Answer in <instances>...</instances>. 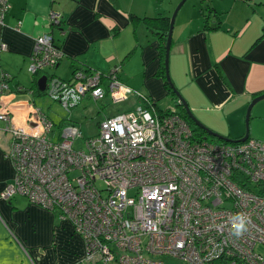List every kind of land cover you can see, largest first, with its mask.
Wrapping results in <instances>:
<instances>
[{
  "label": "built area",
  "instance_id": "obj_1",
  "mask_svg": "<svg viewBox=\"0 0 264 264\" xmlns=\"http://www.w3.org/2000/svg\"><path fill=\"white\" fill-rule=\"evenodd\" d=\"M10 6L0 0V23ZM61 16L53 11L51 23ZM64 55L52 33H43L29 68L47 76L46 94L68 113L58 133L32 101L13 112L18 98L3 91L4 74L0 120L13 137L17 180L3 196L28 195L69 220L86 244L79 264H264V141L199 139L175 106L161 110L123 84L120 65L80 66L69 79L50 73ZM88 96L139 101L104 115L97 133L85 137L72 113ZM239 214L248 218L247 231L235 236Z\"/></svg>",
  "mask_w": 264,
  "mask_h": 264
},
{
  "label": "crops",
  "instance_id": "obj_2",
  "mask_svg": "<svg viewBox=\"0 0 264 264\" xmlns=\"http://www.w3.org/2000/svg\"><path fill=\"white\" fill-rule=\"evenodd\" d=\"M180 1L9 0L10 9L0 23V72L24 85L37 83L25 95L10 93L18 98L11 105L13 112L24 113L28 100L46 112V93L41 95L37 75L29 68L35 41L47 32L54 34L65 53L52 74L69 79L80 66L108 71L120 65L123 84L158 104L165 94L163 80L153 76L161 64L159 37L143 24L135 28L131 14L164 15L171 20ZM53 11L62 14L61 27L54 29L50 27ZM139 31L146 33L144 40L140 41ZM65 56L71 59L68 74L59 71ZM170 75L202 123L221 135L243 137L246 108L264 93V0H186L174 24ZM35 90L40 92L36 95ZM138 101L135 98L128 107L134 108ZM168 107L158 104L161 110ZM5 124L0 120V264L85 261V241L69 220L28 195L3 196L17 180L10 157L13 137ZM258 132L263 137L264 132Z\"/></svg>",
  "mask_w": 264,
  "mask_h": 264
},
{
  "label": "rangeland",
  "instance_id": "obj_3",
  "mask_svg": "<svg viewBox=\"0 0 264 264\" xmlns=\"http://www.w3.org/2000/svg\"><path fill=\"white\" fill-rule=\"evenodd\" d=\"M149 33L151 35H153V33L151 31H149ZM145 35H146L145 32L139 31L140 41L145 39L144 38ZM65 58H66V61H64L60 65L59 71L64 72L65 74H68V66L67 65L71 62V59L67 58L66 56H65ZM26 72H27V75H29L30 71L28 70ZM153 76H155L159 79H162L163 83H164V87H165L164 88L165 94L161 98V100L158 102V104L160 106L170 105V107H174V106L177 107L176 106V99L171 97L172 95H170L168 92V87L165 83L164 76L158 75L156 73ZM31 77H32V74H31ZM37 77H38V75L35 77L36 80H37ZM119 78H120V80L123 81L121 74H120ZM35 79L32 77V81H34ZM45 95L47 97V102L45 104V108H46L45 113L51 119H53L54 122L56 123L55 132L58 133L61 130L62 126H64V124L67 122L65 119L68 116V113H66V111L60 105V103L53 101L48 96V94H45ZM90 99H91V97L88 96L82 102V104L80 105V108H82L80 113L76 114V111L78 108L75 109L72 113V115H73L72 120L81 126V129H82L85 137H90V136L95 135L97 133L99 121L104 117V115L111 114V113H114L116 111H123V110L127 109V107L134 101L135 98L131 97L128 101L123 102V103H119V104H113L112 101L106 102V100L99 101V102H95L93 100L92 102H90V101H88ZM83 103L87 104L86 108H83ZM247 108H248V106H247ZM247 108H246V112H245V123H244L245 129H244V131H246ZM76 118H78V119H76ZM258 131L264 132V99L257 102L253 106L252 111H251V118H250L251 138H259V140L264 141V134H263V137H260L258 134H261V133ZM229 138L238 139V138H232V137H229ZM209 140L221 143L219 138L214 139L213 136H210ZM82 141H83V139L78 141L77 145L80 146ZM166 260H167L168 264H185V263H182V262L175 260V259L167 258Z\"/></svg>",
  "mask_w": 264,
  "mask_h": 264
},
{
  "label": "trees",
  "instance_id": "obj_4",
  "mask_svg": "<svg viewBox=\"0 0 264 264\" xmlns=\"http://www.w3.org/2000/svg\"><path fill=\"white\" fill-rule=\"evenodd\" d=\"M158 1H162V0H158ZM205 1V0H203ZM207 14L206 17H208L210 15V9L209 7H207ZM131 18L133 20V23L136 26H138V24H143L147 30L151 31L153 34L157 35L159 37V41H160V50H161V64L160 67L158 69V74L159 75H163L165 78V83L168 87V92L170 95H172L171 97H173L174 99H176V108L178 109L179 114L185 118L186 121L189 122V124L192 126L193 130L196 133V136L199 139H208L210 138V136H213L214 139L218 138L214 135H211L210 133H208L204 128H202L201 126L197 125V123L190 117V115H188L185 107L178 102V96L176 93L175 88L168 82L167 78H166V69H165V64H164V60H165V53H166V43H167V36H168V32H169V28H170V17L168 16H164V15H158L155 17H151V16H137L134 14H131ZM61 23L62 20L59 21V23H51L50 27H52L53 29L56 27H61ZM213 28H217V27H213ZM116 31L119 30L118 28L115 29ZM116 33V32H114ZM54 37V40L56 42V46L62 50L61 44L60 42H57V39L55 38L54 34H52ZM50 73H52V70L49 71ZM8 73L5 71H1L0 72V81H2V79H4V74ZM9 74V73H8ZM33 75H38L37 81L38 79L42 76L41 72L38 73H33ZM40 76V77H39ZM5 82L8 84L6 90L4 89L3 91L5 93H16L17 95H25L26 93H28V91L31 89L32 92L34 91L35 87L37 86V83L32 86V84H28V85H24V83L18 79H13V77H11V75H9V78L5 80ZM38 91V90H37ZM37 91L35 90V94L37 95ZM40 92V91H38ZM42 92V91H41ZM46 93V90H44L42 92L41 95H44ZM149 98V102H152L155 106L158 107V104L156 102H154V100L151 97ZM220 139V138H219ZM221 142H226L222 139H220ZM230 142H239V141H230Z\"/></svg>",
  "mask_w": 264,
  "mask_h": 264
},
{
  "label": "water",
  "instance_id": "obj_5",
  "mask_svg": "<svg viewBox=\"0 0 264 264\" xmlns=\"http://www.w3.org/2000/svg\"><path fill=\"white\" fill-rule=\"evenodd\" d=\"M186 0H181L180 3L177 5L174 13L171 16V20H170V28H169V32H168V36H167V43H166V53H165V69H166V78L168 80V82L175 88L177 96H178V102L181 103L188 115H190V117L197 123V125L201 126L202 128H204L208 133H210L211 135H214L222 140L225 141H245L250 137V118H251V111L253 106L264 99V93H261L257 96H255L249 103L248 108H247V113H246V132L245 135L241 138L238 139H231L227 136L221 135L217 132H215L214 130L210 129L209 127H207L204 123H202L196 116L195 114L192 112L187 100L185 99V97L182 95V93L175 87L174 82L172 81L171 75H170V51H171V46H172V40H173V29H174V24H175V20L177 17V14L180 10V8L182 7V5L184 4ZM46 85H47V76L46 75H42L39 80H38V86L39 89L44 91L46 89Z\"/></svg>",
  "mask_w": 264,
  "mask_h": 264
},
{
  "label": "clouds",
  "instance_id": "obj_6",
  "mask_svg": "<svg viewBox=\"0 0 264 264\" xmlns=\"http://www.w3.org/2000/svg\"><path fill=\"white\" fill-rule=\"evenodd\" d=\"M239 223L233 225V234L235 236H241L245 231H247L248 218L243 214L238 215Z\"/></svg>",
  "mask_w": 264,
  "mask_h": 264
}]
</instances>
